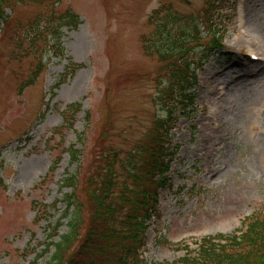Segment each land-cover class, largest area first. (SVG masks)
<instances>
[{
  "label": "rangeland",
  "instance_id": "obj_1",
  "mask_svg": "<svg viewBox=\"0 0 264 264\" xmlns=\"http://www.w3.org/2000/svg\"><path fill=\"white\" fill-rule=\"evenodd\" d=\"M214 1H9L14 23L0 32V264H32L42 254L49 240L48 220L54 223L65 210L62 203H55L71 192L70 188L61 191L63 178L78 174L77 193L84 200V176L101 152L130 153L152 132L158 116L167 118L157 101L164 86L161 64L143 49V41L156 30L150 16L165 6L198 18ZM230 1L224 15L225 50L201 74L200 109L188 121L182 120L174 133L181 151L172 167V182L162 192V220L155 232L150 224L145 254L154 264H172L195 253L202 240L232 236L246 229L257 214L264 215V66L246 68L240 61L247 45L264 56V0ZM66 10L82 21L77 30L65 33L66 57L50 60L45 74L20 94L38 61H47L45 37L54 26L50 14L55 11L58 23ZM240 10L247 15L246 35L237 24ZM37 21L44 34L33 43L29 31ZM206 36L202 35L203 41ZM194 57L200 59L201 54ZM70 64L84 68L76 69L72 77L67 71L66 84L40 123L37 118L46 92ZM256 68H261L259 77L233 82L225 99L211 100L217 95L215 87L226 78ZM75 103L82 104L75 126L63 127L62 112ZM206 129L212 134L210 144L219 142L212 163L205 161L202 149ZM26 132L28 136L21 138ZM73 143H81L79 167L69 164L67 148ZM210 175L214 178L209 180ZM60 231L65 233L66 226Z\"/></svg>",
  "mask_w": 264,
  "mask_h": 264
},
{
  "label": "trees",
  "instance_id": "obj_2",
  "mask_svg": "<svg viewBox=\"0 0 264 264\" xmlns=\"http://www.w3.org/2000/svg\"><path fill=\"white\" fill-rule=\"evenodd\" d=\"M1 2L8 4L9 0H0V17ZM213 10L211 5L205 9L201 23L199 16L184 17L170 8L165 17L159 18L155 33L145 45L148 52L158 58L161 72L166 71V76L173 82L171 86V80L165 79L164 87L157 93L158 100L165 102L173 98V90L180 85L181 104L192 101L188 95V89L195 83L191 72V65L195 63L192 54L202 45L201 24L206 26L209 34L213 33L212 43L216 42L219 33ZM54 12L48 19L50 23L54 22L51 36L58 41L62 36L61 28L77 25L78 19L75 14L66 12L56 23ZM9 21L11 25L14 23L13 18ZM16 23L22 27L20 22ZM180 24L181 27H176ZM29 33L34 43L35 38L44 34L41 23L33 22ZM42 66V61H38V67L32 73L41 74ZM32 73L20 86V93L35 83ZM62 82H65L64 78ZM80 108L78 104L69 105L62 113L64 124L74 126ZM165 124V120H156L146 139L134 144L130 153L123 151L126 154L123 160L116 149L113 153L109 149L101 152L98 159L95 158L92 173L84 176V200L77 193L78 174L70 173L63 178L61 191L70 188L71 192L64 194L55 204L62 203L65 210L54 223L48 220L49 240L43 244L42 254L32 264H38L44 257H47L45 264H146L140 253L146 223L156 213L157 190L162 185L159 177L165 174L167 150L163 142L165 138L159 133ZM68 154L70 165L79 167L81 152L78 145H71ZM40 214L41 211L38 217ZM254 220L232 236L219 235L215 239L202 240L195 253H189L174 264H264V215L259 214ZM63 226L67 229L65 233L60 231Z\"/></svg>",
  "mask_w": 264,
  "mask_h": 264
},
{
  "label": "bare ground",
  "instance_id": "obj_3",
  "mask_svg": "<svg viewBox=\"0 0 264 264\" xmlns=\"http://www.w3.org/2000/svg\"><path fill=\"white\" fill-rule=\"evenodd\" d=\"M246 68H248V67H246ZM253 75H251V74H244L243 76L241 75V74H236V75H234L233 77H235V81H238V80H240V79H243V78H249V77H252ZM254 77V76H253ZM228 80V78H226V80H224L222 83H219L216 87H215V91H217L218 90V86L220 85V86H223L224 88H223V91H227V88H228V83L226 82ZM231 89V88H230ZM227 97V96H226ZM225 97V98H226ZM224 98V99H225Z\"/></svg>",
  "mask_w": 264,
  "mask_h": 264
}]
</instances>
